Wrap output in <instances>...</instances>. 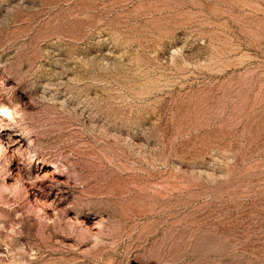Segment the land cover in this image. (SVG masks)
<instances>
[{
    "label": "rangeland",
    "instance_id": "rangeland-1",
    "mask_svg": "<svg viewBox=\"0 0 264 264\" xmlns=\"http://www.w3.org/2000/svg\"><path fill=\"white\" fill-rule=\"evenodd\" d=\"M0 264H264V0H0Z\"/></svg>",
    "mask_w": 264,
    "mask_h": 264
}]
</instances>
